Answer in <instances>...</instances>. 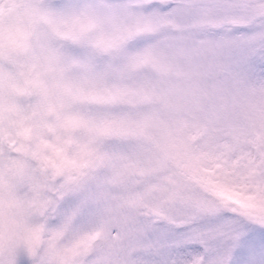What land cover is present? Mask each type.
Masks as SVG:
<instances>
[{"label": "snow or ice", "instance_id": "obj_1", "mask_svg": "<svg viewBox=\"0 0 264 264\" xmlns=\"http://www.w3.org/2000/svg\"><path fill=\"white\" fill-rule=\"evenodd\" d=\"M0 264H264V0H0Z\"/></svg>", "mask_w": 264, "mask_h": 264}]
</instances>
